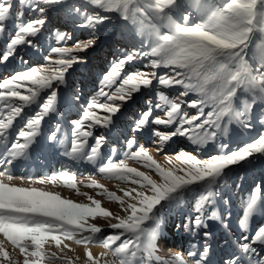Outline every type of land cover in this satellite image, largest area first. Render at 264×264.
<instances>
[{"label": "snow or ice", "instance_id": "snow-or-ice-1", "mask_svg": "<svg viewBox=\"0 0 264 264\" xmlns=\"http://www.w3.org/2000/svg\"><path fill=\"white\" fill-rule=\"evenodd\" d=\"M60 4L63 0H0V32L5 30V22L14 20L17 31L10 43L7 45V51L0 54V60L7 61L14 54L17 45L31 44L32 41L27 37H35L41 26L44 25L43 18L33 19L24 22L25 10L38 12L42 14L45 8L38 7V3ZM95 8L104 13H116L125 21H130L137 25L141 32L147 30V35L151 38L150 55L155 57L151 60L154 68H169L174 75L157 76L156 73L135 72L126 75L116 92L112 95L104 93L101 90L99 95H105L109 100H128L132 94L139 92L141 87H150L153 79L158 80L159 84L165 86L180 85L183 87L181 96H187L189 93H198L202 97L210 98L212 110L207 112V118L202 123L195 124V128L203 129L205 125L219 128L220 121L224 117L235 116L245 126L241 117H244L250 110L251 105L245 103L244 110L235 112L233 110V101L238 90L243 89L251 93L253 102L255 100L264 101V0H226L220 6H209L203 0H194V6L198 10H204L206 18L200 23L189 24V16L184 15L178 22L173 18L172 12L178 5V0H146L145 7L150 10L151 15L145 12L144 8L139 6L136 0H88ZM18 5V8H17ZM76 12L80 10L74 9ZM86 27L94 28L97 24L103 23L110 17L101 15L99 12L94 15L85 14ZM162 29H164L162 31ZM60 39L65 38V34L57 33ZM258 37L257 47L260 51V61L258 66L253 69L246 60V50L253 43V38ZM94 44V40H87L83 43H77V50H86ZM66 48H53L52 52L59 54L68 53ZM127 60L134 59L129 55ZM76 60L59 59L55 61L58 68H31L30 71L21 72L9 80L0 83V89H7V93L0 92V100L7 96L18 97L25 104L40 103L42 108L35 117L28 119L27 126L29 131H21L20 137L25 138L26 143H14L9 150L8 155L14 159L24 154V150L36 136L40 119L48 112H55L56 92L52 91L47 96L46 101L40 102V92L45 88H52L53 81L64 83V72L71 67ZM121 60L113 65L112 70L104 77L108 86L115 84L122 71ZM180 77V78H177ZM29 81L36 85L34 89H29L30 95H21L13 87L14 82ZM19 83L15 87H20ZM160 104L157 108H166L167 119L156 117L151 121L155 124H173L176 117H180V126L171 133L156 132L155 135L163 142L172 137L187 134V129H183V124L192 125L194 121L204 115L201 107L199 114L188 117L187 113L181 115V105L173 102L168 96L159 93ZM206 101L193 100L189 102V107H197L198 104H204ZM89 109L99 108L108 112L103 120L92 111L86 110L83 113V120H92L96 124L108 126L113 123V115L119 112V105H110L106 103H97L92 100ZM22 108L20 106L12 107L8 116L7 123L0 120V130L6 129L14 116L19 115ZM151 109L145 112L137 121L133 131H140L150 122ZM77 131L73 133L75 137L71 142V151L67 153L74 157L86 158L92 161L97 157L99 148L103 142V137H97L96 143L89 152L84 151L86 139L92 136V132L85 131L81 121H73ZM91 127V125H89ZM4 135L0 131V137ZM209 135V134H205ZM210 135L214 136L215 133ZM52 139H55L53 133ZM195 143H201L202 138L189 136ZM135 139L127 140V147L130 151L124 153L126 159L114 162L109 159L99 167V172L105 174L110 179L119 181H128L138 185L146 191H138L136 188L124 190V197L135 201L127 203L123 197L113 192L103 189L102 185L91 181L86 186L103 189L99 195H107V198L118 202L122 210L128 212L124 218L113 216L108 209L101 206L99 200L87 196V193H79L75 176L62 172L59 175L48 177L47 180H34V184L54 183L59 180L63 186L70 189H76L80 195H85L91 202L90 204H80L69 199H64L58 192L45 191L37 187H23L12 183L15 179L10 173L0 171V235L14 248L19 249L24 255L23 264H55L57 257L55 252L47 253L44 245L48 241H53L58 249H61L62 242L65 239L73 240L77 244L92 242L96 234H101L103 229L95 224H89L88 219L97 217L112 218L116 223H111L112 229L121 230L118 234L104 237L100 243L106 249H109L113 256L119 258V264H141V260L148 264L153 259L159 260L156 256L158 228L160 219L157 215V206L163 207L162 202H171L177 200L185 191L191 189L193 185H199L202 182L207 186L206 194L200 196L197 215L189 224L184 227L189 231L198 229H207V220L219 219L213 212L210 216H205V206L212 203V186L219 178L224 175V170L230 165H236L248 160L254 154L264 156V135H261L255 142L233 151L227 155H216L208 160H199L195 156L182 152L175 157L182 167H165L158 163L149 151L143 147H135ZM226 147V146H225ZM14 150V151H13ZM115 151V150H113ZM159 151V149H158ZM127 159L142 162L143 166L155 171L159 176V182L145 172L136 168L129 167ZM168 163H172V158H167ZM11 163L12 160L6 161ZM3 163V161H0ZM150 193V194H149ZM260 189H256L244 210L243 219L240 221L242 228H247L249 218L257 210ZM134 194V195H133ZM156 210V211H154ZM77 233L81 238H77ZM83 233H89L83 236ZM128 234V237L121 241V237ZM204 236L209 233L205 231ZM248 241L249 237H243ZM116 241H121L119 245L113 247ZM30 242V243H26ZM254 244L264 246V226H260L251 237V242H244L238 245L240 255L232 256L224 261V264H264V250L257 251ZM64 248L68 245L64 244ZM31 249V250H30ZM63 250V249H61ZM209 252V246L204 245L199 259L195 264H204ZM89 264H100V260L94 257L91 251L85 253ZM106 256L107 253H102ZM189 256L195 257V252H189ZM32 257V259H29ZM139 257V258H138ZM16 264L9 251L4 247V241H0V264ZM174 264H187L184 257L177 253L173 258ZM71 264V260L67 261ZM105 264H108L105 261Z\"/></svg>", "mask_w": 264, "mask_h": 264}, {"label": "rangeland", "instance_id": "rangeland-1", "mask_svg": "<svg viewBox=\"0 0 264 264\" xmlns=\"http://www.w3.org/2000/svg\"><path fill=\"white\" fill-rule=\"evenodd\" d=\"M144 1L136 0L137 4L141 7H145L146 1ZM12 2L15 4L16 0H12ZM223 3L225 2L214 0L215 6H220ZM178 5L172 12L173 18L178 22H184L182 20L184 15L189 16V24L200 23L206 18L205 11L195 8L194 3H189V0H178ZM38 7L45 8L42 16L38 12L26 9L23 20L24 22H28L33 19L43 18L45 23L41 26L39 33L35 37H27V39L32 41L31 44L16 46L14 54L9 57V59L11 58V62L16 63L17 67L14 70L6 71L5 67L0 66V83L13 78L21 72L30 71L34 67L58 68L59 65H56L55 61L59 59H71L75 57L76 60L64 72V78H67L64 80V83L56 81L52 88L45 91V93L41 92L39 101L44 102L52 91H55L57 95L61 86H67L66 92L68 93V98L55 111L53 116L49 117L48 112L40 119L36 136L32 138V142L24 150V156H27L28 159L27 162L25 161L26 159H17V157L12 159L8 153L9 150H12V144L26 143L25 138L20 137L19 133L30 130L27 126V121L42 111L40 103L27 107L18 97L7 95L5 99L0 100V120H4L5 123H7L12 107L20 106L22 108L19 115L14 116L12 123L6 129L0 130L4 133L0 137V161H3V163H0V171L10 173L15 178L12 183L17 186L37 187L45 191L58 192L62 198L80 204H90L91 202L87 196H91L93 199L99 200L101 206L113 213V216L124 218L128 215V212L122 210L118 202L109 200L106 194L99 195L98 193L102 192L103 189L113 192L124 198L126 207L127 203H134L135 201L124 197V190L136 188L138 191H146V189H141L136 184L110 179L105 174L99 172V167L109 159L114 162L126 159L124 153L130 151L127 147V140L135 139V145L132 150H135V147L143 146L158 163L175 169L182 167L180 162L175 160V157L182 152L189 153L202 161L208 160L216 155H227L239 150L249 143L255 142L261 135H264V101L255 100L253 102L251 93L243 89L238 90L234 98L233 110L237 113L241 112L244 110L245 103L250 104V110L244 117H241L250 126L245 127L235 116L231 118L244 132L249 130L254 131L253 133L255 134L250 138H246L250 134L249 132H246L245 135L239 138L232 137L225 131L223 120L226 117L219 122V128L209 125H205L203 129L195 128V124L202 123L207 118V112L211 111L213 107L212 102L210 98L202 97L195 92L189 93L187 96H181L180 93L184 89L180 85L165 86L159 84L158 80L153 79L150 87H141L139 92L132 94L131 99H136L135 104L138 105V108L134 107L133 104L131 106L128 105L127 102L131 99L124 101L109 100L107 96L99 95L98 93L101 90L109 95L114 94L122 79L130 73H156L157 76L174 75V73L169 68L152 67L151 60L155 59V57L144 55V53H149L151 49V38L147 35V30L141 32L137 25H133L130 21H125L116 13H104L102 10L91 5L88 0H63L60 4L40 2L38 3ZM75 8H78L80 11L76 12ZM147 11L151 15L150 10L147 9ZM97 12L110 17V19L97 24L94 28L84 26L86 25L85 14L94 15ZM60 17H62V23L58 22ZM15 23L14 20L6 21L4 25L5 30L0 32V54L7 51V45L17 31ZM58 32L65 34V38L60 39L57 36ZM90 39L94 40L92 46L86 50H77V43H83ZM258 42V37H254L253 43L246 50L245 58L253 69L258 66L260 61V51L257 47ZM53 48H66L69 51L66 54H59L52 52ZM36 52L39 53L38 56L33 54ZM129 55H133L134 59L127 60L126 58ZM97 59L102 60V64L99 67L96 64ZM121 60H124L125 63L122 65L120 76L117 78L115 84L108 86L104 81V77L112 70L113 65L119 63ZM16 83H19L21 86L15 87ZM13 87L21 95H30L29 89H34L37 86L31 84L29 81H23L14 82ZM7 91V89H0V92L5 94ZM159 93H163L173 102L179 103L182 110L181 115L187 113L189 118L196 116L199 114L201 107L204 110V115L199 120L194 121L192 125L183 124L182 128L188 130L186 135H177L163 142L155 133H171L175 131L180 126V117H176L175 122L168 125L151 122L156 117L167 119L166 108L156 107L157 104L161 103ZM201 99H204L206 102L198 104L197 107H189L190 101H200ZM92 100H95L97 103L119 105V111L124 110L128 114V117L119 120L113 128L126 127V132L115 136L113 128L111 129V126L109 128V125L96 124L92 120L84 121L83 113L86 110L92 111L101 120L109 115L108 112L99 108L89 109L88 105ZM141 102L143 103L142 107H140ZM73 107L77 111V114H73ZM149 109H151L150 122L140 131H133L137 121ZM60 114H63L64 120H62ZM73 121H81L84 130L90 131L93 134L87 138H80L81 140L86 139L85 152L91 150V147L96 143L97 137H103L104 139L97 157L102 150L107 151V149H109L110 153L114 154L106 156L103 161L95 160L93 164L89 165L83 163L78 158L74 160L65 158L68 157L67 147L71 148V142L75 138L73 133L77 131ZM53 133H55V139L51 138ZM206 133L209 135H205ZM211 133H215V135L212 136L210 135ZM197 135L202 138L201 143H195L192 139L188 138L189 136L196 137ZM184 141H189L194 146H183ZM65 142L69 144L65 145ZM29 155H31L30 159L28 158ZM32 156L36 158L35 166L30 161L31 159L33 160ZM167 158H172L171 164L168 163ZM9 159L12 160V164L6 162ZM126 163L129 167L151 175L153 179L159 182L160 178L155 171L144 167L142 162L127 159ZM33 166L35 170L32 169ZM229 167L230 170L226 171L212 186V203L205 206L204 212L206 217L215 212L219 219L222 220V224H216L215 226L217 221L215 219L207 220V229L201 228L189 231L184 227L197 215H200L197 211L198 202L200 196L206 194L208 191L207 186L203 182L199 185L191 186V189L185 191L177 200L162 202V208L157 206V215L160 223L156 256L160 259H153L148 264H174L173 258L177 253L184 257L187 264H195V260L199 259L205 244L209 246V252L204 264H224L227 258L240 255L238 248L240 243L251 242V237L255 231L260 226H264V156L254 154L248 160L236 165H230ZM62 172L74 175L79 193H87V196L78 194L76 189L63 186L59 180L54 183L45 184H34L31 182L34 180H47L48 177L59 175ZM93 180L97 184L102 185L103 189L86 186ZM257 188L260 189L257 210L249 218L247 228H242L240 221L243 219L244 210L250 197L256 193ZM116 222L112 218H89V224H95L103 229L101 234H96L92 242L85 245L65 239L61 245V249L63 250H61L55 246L53 241H48L44 245L45 251L49 254L55 252L57 257L63 258L57 259L55 264H67L69 259L71 260V264H89L85 255L86 251L89 250L94 257L99 258L100 264H105V261L108 264H119V258L113 256L111 251L104 248L102 243H100L104 237L118 234L121 231L110 227L111 223ZM224 224L226 227H223ZM214 227L219 232L214 237L215 239L211 236H204L203 233L205 231L209 233V229ZM225 229H229V231L227 232ZM167 232L171 236L166 237V240H164L166 242L163 243ZM88 235L90 234L83 233V236ZM245 236L249 237L248 241L243 240ZM127 237L128 234H125V236L121 237V241ZM77 238H81L80 233H77ZM0 241H4V247L9 251L11 258L16 261V264H23L25 257L20 253L19 249L14 248L2 235H0ZM121 241H116L113 247L119 245ZM64 244H67L68 247L64 248ZM253 246L257 248L258 252L264 250V246L262 245L254 244ZM93 249H97L98 252L95 253ZM189 252H195L197 255L191 257L188 255ZM102 253H107V255L102 256ZM29 259H32V257H29ZM4 264H7V262H4ZM45 264H49V261H45ZM141 264H145V262L141 260ZM243 264H247V262L244 261Z\"/></svg>", "mask_w": 264, "mask_h": 264}, {"label": "bare ground", "instance_id": "bare-ground-1", "mask_svg": "<svg viewBox=\"0 0 264 264\" xmlns=\"http://www.w3.org/2000/svg\"><path fill=\"white\" fill-rule=\"evenodd\" d=\"M146 1V0H145ZM144 1V2H145ZM219 1H223V2H226V0H219ZM203 2L205 3V4H207V5H209V6H215L214 5V0H203ZM189 3H194V0H189ZM143 7V6H142ZM194 7V6H193ZM144 8V10H145V12H148L147 11V9L145 8V7H143ZM196 8V7H195ZM203 11V10H202ZM149 14V13H148ZM58 22L59 23H62V17H60L59 18V20H58ZM120 35V34H119ZM143 40V42H145L144 41V39H142ZM255 41V40H254ZM34 55L36 54L37 56L39 55V53H33ZM11 59V58H10ZM10 59H8L7 61H2V60H0V66H3V67H5V69H6V71H12V70H14L17 66H16V63H13V62H11V60ZM96 64H97V66L99 67V65H101L102 64V60L101 59H97L96 60ZM68 98V93L66 92V99ZM65 102V101H64ZM63 102V103H64ZM142 105H143V103L141 102V105H140V107H142ZM133 106L134 107H136V108H138V105H136V104H134L133 103ZM72 111H73V114H77V111L75 110V108L73 107V109H72ZM63 115V114H62ZM62 115L60 114V116H61V118H62V120H64V117H62ZM126 117H128V114L126 113V112H123V114H122V116H121V118H120V120L121 119H124V118H126ZM67 127V126H66ZM223 127H224V130L225 131H227L232 137H241V136H243V135H245L246 134V132H249L250 134L249 135H247L246 136V138H250L251 136H253L255 133H253L254 131H246V132H244L241 128H240V126L232 119V118H229V117H226L224 120H223ZM109 128H110V125H109ZM66 129V128H65ZM113 130V132H114V134H115V136L116 135H118V134H120V133H123V132H126V127H115V128H113L112 129ZM231 137V138H232ZM240 140H242V139H240ZM65 145H67V144H69V143H67V142H65L64 143ZM183 146H187V147H193L194 146V144L193 143H191V142H189V141H184V144H183ZM1 147V146H0ZM6 148L8 149V147L6 146ZM6 149V150H7ZM10 149V148H9ZM67 150H68V153L71 151V148H69V146L67 147ZM3 152V151H2ZM114 153H110L109 152V149H107V151L106 150H102L101 152H100V155L95 159H93L92 161H89L88 159H86V158H82V157H74V156H72V155H68V157H65V158H68V159H70V160H74V159H76V158H78L79 160H81L83 163H86V164H93V162L95 161V160H100V161H103L105 158H106V156H112ZM63 156H65V155H63ZM18 158H20V159H26L25 161L27 162L28 161V159H27V156H24V154L23 155H21V156H18L17 157V159ZM28 158L30 159L31 158V155H29L28 156ZM32 158H33V160L31 159L30 161H32V163H33V165H34V163H35V160H36V158H35V156H32ZM19 159V160H20ZM18 161V160H17ZM23 161V160H22ZM22 161H20V162H22ZM16 162V161H15ZM18 163V162H17ZM12 164V163H11ZM15 166V165H14ZM35 166V165H34ZM33 166V170H35V167ZM225 231H229V229H225ZM219 234V232L218 231H216V228L214 227V228H210L209 229V235L208 236H211L213 239H215L214 237H216V235H218ZM171 236V234L169 233V232H167L166 234H165V239H163V243L164 242H166V241H164V240H166V237L168 238V237H170ZM94 250V252L96 253V252H98L97 251V249H93Z\"/></svg>", "mask_w": 264, "mask_h": 264}]
</instances>
